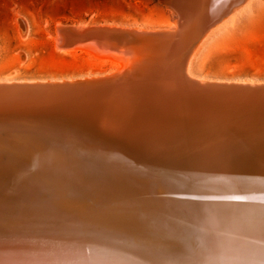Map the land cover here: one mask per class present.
I'll use <instances>...</instances> for the list:
<instances>
[{"label":"bare ground","instance_id":"obj_1","mask_svg":"<svg viewBox=\"0 0 264 264\" xmlns=\"http://www.w3.org/2000/svg\"><path fill=\"white\" fill-rule=\"evenodd\" d=\"M196 1L164 0L169 21L155 27L56 28L62 50L84 41L117 56L105 69L58 80L0 78L38 87L91 83L78 99L0 113V129L48 136L53 148L67 142L79 157L78 150H89L110 162L75 169L55 162L59 155H23L2 146L0 264H197L196 237L209 229L218 233L228 264H264V80L208 77L193 60L252 0H214L193 46V36L185 39L181 52L189 50L181 65L176 48L164 54L169 74L158 67L162 56L144 74L143 65L132 67L130 52L109 43L122 42L127 30H177L183 3ZM176 64L184 75L177 80ZM186 82L205 91L186 99L180 88ZM13 87L10 92L25 91ZM214 98L230 103L207 101Z\"/></svg>","mask_w":264,"mask_h":264},{"label":"rangeland","instance_id":"obj_2","mask_svg":"<svg viewBox=\"0 0 264 264\" xmlns=\"http://www.w3.org/2000/svg\"><path fill=\"white\" fill-rule=\"evenodd\" d=\"M251 2L194 55L202 75L264 80V0ZM166 8L164 0H0V78L58 80L105 69L117 56L84 41L62 50L56 28L79 23L155 27L169 21Z\"/></svg>","mask_w":264,"mask_h":264},{"label":"water","instance_id":"obj_3","mask_svg":"<svg viewBox=\"0 0 264 264\" xmlns=\"http://www.w3.org/2000/svg\"><path fill=\"white\" fill-rule=\"evenodd\" d=\"M202 2H206L205 5ZM196 3L198 5L193 7H186L185 3H183V12H185V15L184 19L179 24L177 30H161L149 32H133L127 30L121 32L124 34L122 42L110 40L109 43H112V45L116 49H123L125 51L130 52V54L135 57V59L133 60L135 65L132 67L143 65L141 67L144 70L143 72H145L144 74L151 70V62L155 63L156 58L159 60V56H162L163 59L159 61L160 64L155 63V65L157 66L158 64V67L160 68V70L162 69L163 73H165L166 71L165 74H169L167 73V64L165 63L164 54L166 53V55L169 56L168 52L176 48L179 51L178 56L176 58V62H179L180 64L181 57L189 50V47L193 46L192 44L195 43L196 39L199 37L200 32L203 31L202 29L204 27V23L207 21L209 13L213 11V7L215 5L214 0H197ZM202 6H205V8H201ZM186 14H188V16L185 18ZM180 36L182 37V42L180 41ZM191 37V44L189 45L188 49L185 52H181L182 47L184 46L183 44L185 39L188 38V40H190L189 38ZM177 41H179L178 46L173 44ZM63 45L66 46L65 43H63ZM167 60L169 61L168 57ZM177 65L178 64H176L175 66V72L173 75L175 80H177L179 76L183 75L180 70H177ZM136 69L137 68H135L134 70ZM140 74H142L141 71L136 73L135 76H139ZM12 84L13 85L7 83H0V113H7L10 111L32 108L37 106L49 107L52 105H59L64 102L71 101L72 99H78L83 93L91 91V87H88L89 85H91V83H84L83 81L67 82L65 84H42L39 87L38 85H31L30 83ZM187 84L188 83L186 82L180 85V88L185 89L187 93L186 94L184 92L186 99L196 98L195 95H198L199 93L205 91L199 86H195L192 84H189L191 86H183ZM12 86H14L13 88H22L21 90L25 91L10 92V87ZM196 88L198 90H196ZM199 98H201V96H199L198 99ZM224 100L227 101L229 99L214 98L212 100L207 101H209V103H230L225 102ZM237 100L240 101V103H244L243 101H245L244 99ZM207 101L205 102L207 103ZM198 112L201 115V112L203 111L195 110V113L198 114ZM48 139V136H40L38 134L37 136H35L30 132L12 131L7 128L0 129V148L2 146L15 147L18 148V152L23 155L34 154L36 156H40L42 154H47L48 157H51L53 155H59L60 158L56 159L55 162H57L59 165L66 167L74 166L75 169H82L81 167L86 164L93 167V169H96L95 167H102L104 165L110 164V162L104 156H101L89 150H78L79 155L83 157L81 160L78 161V158L81 157H79L74 151H72L73 147H68L69 145L67 142H63V149L58 147L53 148L51 147L53 145L52 138L50 140ZM21 142L23 144V149H21L19 145ZM211 158L209 161L212 160ZM109 168L113 167L111 166ZM138 186V189L141 190L144 185L139 184Z\"/></svg>","mask_w":264,"mask_h":264},{"label":"clouds","instance_id":"obj_4","mask_svg":"<svg viewBox=\"0 0 264 264\" xmlns=\"http://www.w3.org/2000/svg\"><path fill=\"white\" fill-rule=\"evenodd\" d=\"M226 213V210H221ZM197 264H228L221 258L222 243L214 230H200L196 237Z\"/></svg>","mask_w":264,"mask_h":264}]
</instances>
